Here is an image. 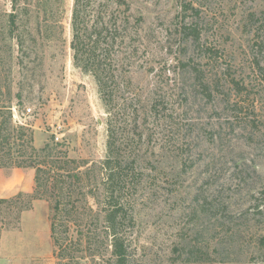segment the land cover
<instances>
[{
  "label": "rangeland",
  "instance_id": "1",
  "mask_svg": "<svg viewBox=\"0 0 264 264\" xmlns=\"http://www.w3.org/2000/svg\"><path fill=\"white\" fill-rule=\"evenodd\" d=\"M121 2L114 199L103 171L110 117L73 63L74 0H0V86L12 87L1 100L37 149L55 147L58 169L79 174L78 198L102 214L122 208L130 264H264V0ZM32 210L3 231L0 264H58L52 202ZM84 224L73 264H115L104 224Z\"/></svg>",
  "mask_w": 264,
  "mask_h": 264
},
{
  "label": "trees",
  "instance_id": "2",
  "mask_svg": "<svg viewBox=\"0 0 264 264\" xmlns=\"http://www.w3.org/2000/svg\"><path fill=\"white\" fill-rule=\"evenodd\" d=\"M121 1L123 0H112L111 4H108L104 0H74L71 22L74 66L95 79L99 95L110 117L108 156L103 163V171L106 173L105 181L110 185V192L106 193V196L112 199L117 192L114 186L111 187V183L114 185L117 178V173L114 172L116 168L121 169V164L113 157L111 133L115 112L112 110L113 100L109 88L115 81L114 48L119 23L116 11L122 6ZM125 3L127 10L130 11L129 4ZM188 7L197 11L191 4ZM186 29L192 28L186 27ZM2 95H12V87L6 86L4 90L0 86V168L34 169L36 188L33 194L19 193L9 199H0V217L4 213L7 217L5 223L0 220V239L3 231L13 228L20 222L24 212L32 210L34 200L47 198L52 202L50 237L56 247L58 264L74 263L70 248L84 241L81 230L84 221V225L95 221L99 225L103 223L115 264H130L128 245L121 231L122 208L118 204L106 206L102 214L101 210L96 211L91 207L85 195L78 198V193L82 189L75 190L73 178L79 182V174L72 176L70 172L64 171L66 168L60 170L56 167L57 162L54 160L53 152L55 147L47 145L43 149H37L33 145L31 130L14 121L12 100L3 101ZM44 173L48 174L46 181L42 179ZM118 180H122L120 175ZM24 198L30 201L24 204L21 202ZM82 209L85 211H81ZM260 244L264 249V238L261 239ZM75 262L81 264L78 259Z\"/></svg>",
  "mask_w": 264,
  "mask_h": 264
},
{
  "label": "crops",
  "instance_id": "3",
  "mask_svg": "<svg viewBox=\"0 0 264 264\" xmlns=\"http://www.w3.org/2000/svg\"><path fill=\"white\" fill-rule=\"evenodd\" d=\"M34 184L35 172L33 169L0 168V199H9L19 193L31 194ZM31 211L33 210L28 212Z\"/></svg>",
  "mask_w": 264,
  "mask_h": 264
},
{
  "label": "built area",
  "instance_id": "4",
  "mask_svg": "<svg viewBox=\"0 0 264 264\" xmlns=\"http://www.w3.org/2000/svg\"><path fill=\"white\" fill-rule=\"evenodd\" d=\"M28 112L30 113V112H31V110L29 109V110H28ZM14 117H16V115H14ZM57 140H59V138H57Z\"/></svg>",
  "mask_w": 264,
  "mask_h": 264
}]
</instances>
